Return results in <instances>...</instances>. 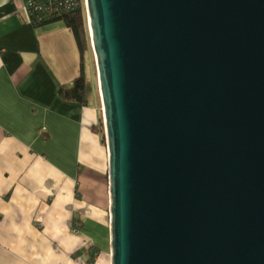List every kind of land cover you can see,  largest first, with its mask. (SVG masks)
I'll list each match as a JSON object with an SVG mask.
<instances>
[{"label":"water","instance_id":"water-1","mask_svg":"<svg viewBox=\"0 0 264 264\" xmlns=\"http://www.w3.org/2000/svg\"><path fill=\"white\" fill-rule=\"evenodd\" d=\"M111 264H264V0H86Z\"/></svg>","mask_w":264,"mask_h":264},{"label":"crops","instance_id":"crops-1","mask_svg":"<svg viewBox=\"0 0 264 264\" xmlns=\"http://www.w3.org/2000/svg\"><path fill=\"white\" fill-rule=\"evenodd\" d=\"M80 60L63 21L36 26L25 0H0V264H111L101 103L93 82L87 104L59 95Z\"/></svg>","mask_w":264,"mask_h":264},{"label":"trees","instance_id":"trees-1","mask_svg":"<svg viewBox=\"0 0 264 264\" xmlns=\"http://www.w3.org/2000/svg\"><path fill=\"white\" fill-rule=\"evenodd\" d=\"M63 21L74 32L76 43H78L80 60V73L75 78L70 86L61 85L59 87V95L66 101L78 102L80 104H87L89 97L93 90L87 78V53L90 49V35L88 31L87 11L85 8V0H80L78 9L68 11L62 16L52 19H44L41 22H34L36 26H44L47 24Z\"/></svg>","mask_w":264,"mask_h":264},{"label":"built area","instance_id":"built-area-1","mask_svg":"<svg viewBox=\"0 0 264 264\" xmlns=\"http://www.w3.org/2000/svg\"><path fill=\"white\" fill-rule=\"evenodd\" d=\"M80 0H25L30 22H41L66 14L68 11L78 9ZM86 3V0H85ZM79 223L74 231L78 232Z\"/></svg>","mask_w":264,"mask_h":264},{"label":"rangeland","instance_id":"rangeland-1","mask_svg":"<svg viewBox=\"0 0 264 264\" xmlns=\"http://www.w3.org/2000/svg\"><path fill=\"white\" fill-rule=\"evenodd\" d=\"M85 8H86V3H85ZM86 11H87V8H86ZM89 35H90V31H89ZM86 66H87V78H89L90 84H92V82L94 84V88L96 89L94 95L96 96L97 101L101 103L100 109H101V112L103 113V104L99 98L100 97V91H99L100 89H98L99 78L97 76V66H96L95 54H94L92 43H91V37H90V49H89V52L87 53ZM103 119H104V113H103Z\"/></svg>","mask_w":264,"mask_h":264},{"label":"bare ground","instance_id":"bare-ground-1","mask_svg":"<svg viewBox=\"0 0 264 264\" xmlns=\"http://www.w3.org/2000/svg\"><path fill=\"white\" fill-rule=\"evenodd\" d=\"M80 227V226H79Z\"/></svg>","mask_w":264,"mask_h":264}]
</instances>
